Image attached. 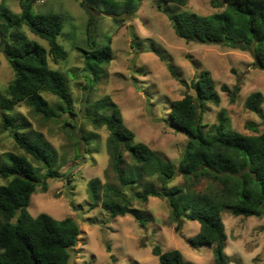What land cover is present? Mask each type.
Segmentation results:
<instances>
[{"label":"rangeland","instance_id":"374dc122","mask_svg":"<svg viewBox=\"0 0 264 264\" xmlns=\"http://www.w3.org/2000/svg\"><path fill=\"white\" fill-rule=\"evenodd\" d=\"M188 0L185 6L161 0H36V13L54 12L62 16L63 29L59 44L67 52L65 60L48 58L49 66L65 78L72 99V114L61 110L63 105L49 93L42 94L51 113L48 117L34 114L25 104H16L19 118L31 138H39L53 158L61 179H47L46 191L36 187L30 197L28 212L32 217L47 214L56 220L70 217L80 229L78 243L70 264H159L151 249L158 245L162 252L177 250L189 264H213V248L193 247L188 240L198 231L197 222L183 220L179 232L169 220L165 200L148 198L145 205L133 201L132 206L147 217L144 228L131 216L111 218L98 206L92 208L87 185L99 180L117 187L106 150L108 132L97 127L86 116L95 104L106 98L117 106L124 125L135 135V142L146 144L163 159L177 166L187 137L170 125L171 103L187 93L194 95L190 83L200 72L208 71L219 96L217 106L208 104L202 116L204 131L209 137L217 115L225 111L231 127L243 135L264 133V106L260 114L245 108L247 97L260 93L264 97V71L256 69L248 52L222 45L185 42L171 27L169 13H193L209 16L225 10L224 0ZM20 0H0V10L20 12ZM81 3L90 10L92 21ZM93 33L98 46L109 45L112 60L103 67L96 84L84 70V51L88 50L87 30ZM22 32L44 48V40ZM13 78L4 56L0 53V99ZM92 84V86H91ZM240 91L231 97L221 86ZM0 163L5 153L23 154L7 132L1 129ZM251 125L254 128L248 127ZM123 174L133 166L127 153L123 156ZM40 168L39 165H37ZM154 178H141L140 185ZM176 177L168 186L181 184ZM6 181L0 179V185ZM138 186V185H137ZM132 191H140L134 188ZM132 194V192H127ZM102 197V193H100ZM227 235L224 250L228 264H264V217L232 216L221 212Z\"/></svg>","mask_w":264,"mask_h":264},{"label":"trees","instance_id":"16d2710c","mask_svg":"<svg viewBox=\"0 0 264 264\" xmlns=\"http://www.w3.org/2000/svg\"><path fill=\"white\" fill-rule=\"evenodd\" d=\"M161 1L179 6L188 2ZM35 2L20 0L18 14L0 10V53L13 73L5 97L0 99L1 129L23 152L5 153L0 163V179L6 181L0 185V264H70L80 236L77 222L70 217L56 220L44 213L32 217L28 212L36 187L45 192L47 179H61L63 175L55 170L51 153L42 140L31 138L25 124L14 123L19 118L14 106L25 104L34 114L48 117L51 111L42 94L49 93L63 105L61 110L72 114L66 80L48 63L49 57L53 60L67 57L57 40L62 33L63 18L54 12H34ZM210 3L214 8L219 6L213 0ZM81 6L90 24L91 12L85 4ZM223 6V12L209 16L169 13L167 18L174 33L185 42L248 52L253 66L264 71V0H224ZM23 28L44 40L47 48L27 38ZM92 33L87 30L84 70L91 75V83L96 84L103 67L112 60V50L109 45L98 46ZM214 85L210 72L202 71L189 85L194 95L186 93L171 103L170 125L187 137L177 166L146 144L135 142V135L124 125L120 110L108 98L95 104L86 116L108 132L106 150L118 185H102L96 179L88 183L86 192L92 208L100 202L109 217L131 216L140 228L148 220L142 210L132 206L133 201L145 205L148 198L165 200L175 231L179 232L183 220L197 222L199 231L188 243L195 248L212 247L213 264H228L221 212L228 211L235 217H264V133H238L231 127L225 111H220L208 137L202 116L208 104H219ZM221 90L233 101L240 87L229 89L223 85ZM262 106L264 97L260 93L251 94L245 101V108L255 114H260ZM124 153L133 163L126 176ZM151 177L156 183L148 180L140 185L141 178ZM176 177H181V184L169 187ZM136 187L140 191H132ZM151 253L159 264H189L177 250L162 252L154 245Z\"/></svg>","mask_w":264,"mask_h":264}]
</instances>
